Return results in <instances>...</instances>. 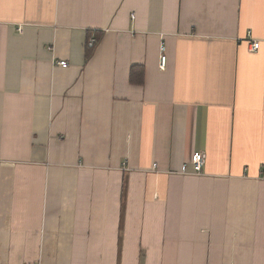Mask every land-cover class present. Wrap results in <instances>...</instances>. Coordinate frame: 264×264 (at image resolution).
<instances>
[{
  "label": "crops",
  "instance_id": "0c3cea01",
  "mask_svg": "<svg viewBox=\"0 0 264 264\" xmlns=\"http://www.w3.org/2000/svg\"><path fill=\"white\" fill-rule=\"evenodd\" d=\"M0 264H264V0H0Z\"/></svg>",
  "mask_w": 264,
  "mask_h": 264
},
{
  "label": "built area",
  "instance_id": "2783aa9c",
  "mask_svg": "<svg viewBox=\"0 0 264 264\" xmlns=\"http://www.w3.org/2000/svg\"><path fill=\"white\" fill-rule=\"evenodd\" d=\"M97 39L96 38H91L88 43H87V48L88 49H93L96 47L97 45ZM260 46H261V42L260 41H255V40H252L251 42V49L252 51H257L260 49ZM166 57L165 56H162V59H161V67L164 69L166 67ZM58 65L62 68H67L69 66L68 62L67 61H59L58 62ZM205 163V158H204V155L202 153H195L192 157V165L194 166V173L195 174H198L200 172H202V168H203V165Z\"/></svg>",
  "mask_w": 264,
  "mask_h": 264
},
{
  "label": "trees",
  "instance_id": "16d2710c",
  "mask_svg": "<svg viewBox=\"0 0 264 264\" xmlns=\"http://www.w3.org/2000/svg\"><path fill=\"white\" fill-rule=\"evenodd\" d=\"M98 42V40H97ZM98 44V43H97ZM93 49H89L87 52L90 53ZM89 56V54H88ZM130 81L133 84L142 85L144 81V70L140 66H134L131 71Z\"/></svg>",
  "mask_w": 264,
  "mask_h": 264
}]
</instances>
